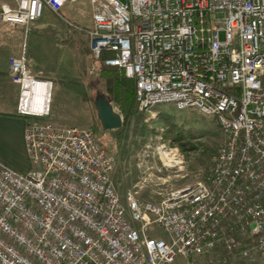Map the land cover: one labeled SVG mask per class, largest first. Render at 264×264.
<instances>
[{"label": "built area", "instance_id": "obj_1", "mask_svg": "<svg viewBox=\"0 0 264 264\" xmlns=\"http://www.w3.org/2000/svg\"><path fill=\"white\" fill-rule=\"evenodd\" d=\"M70 1L12 0L0 23L27 29L47 7L59 13ZM90 3L93 68H122L140 111L171 101L221 121L217 174L209 187L149 200L129 191L124 203L112 178L116 157L94 130L45 120L53 82L30 72L23 51L9 57V73L17 113L30 118L32 168L18 173L0 161V264H171L220 249L227 261L264 255V0Z\"/></svg>", "mask_w": 264, "mask_h": 264}, {"label": "rangeland", "instance_id": "obj_2", "mask_svg": "<svg viewBox=\"0 0 264 264\" xmlns=\"http://www.w3.org/2000/svg\"><path fill=\"white\" fill-rule=\"evenodd\" d=\"M4 3L11 4L12 0H0V13ZM77 10L76 17L65 15V18H69L66 24L70 22L78 29L87 30L91 27L89 19L92 10L86 2H80ZM39 28L38 23L33 22L27 29L19 25L15 31L20 36V46L28 50L25 52L27 61L30 55L33 57V70L37 66L44 68L55 63L52 52L36 51L38 46L33 33ZM83 33L81 42L77 40L73 45L68 40L65 42L74 52L68 55L63 66L65 70L62 68L61 74L52 76L56 80L50 115L45 120L59 125L91 128L97 132L99 142L116 157L115 184L124 203L129 191L140 193L141 200L160 199L170 191L207 181L215 164L217 150L226 138L221 125L213 116L197 109H178L172 103H162L153 108L152 114L140 111L136 103L138 112L128 118L124 130L104 129L98 117L96 98L98 95L107 98V92L99 77V64L94 69L91 53L85 52L90 45L88 33ZM110 103L115 112L123 117L120 105L114 101ZM167 147H177L183 162L169 165L163 154ZM23 168L25 172L31 170V160ZM225 255L220 249L187 260L178 256L171 264H264V255L229 261Z\"/></svg>", "mask_w": 264, "mask_h": 264}, {"label": "crops", "instance_id": "obj_3", "mask_svg": "<svg viewBox=\"0 0 264 264\" xmlns=\"http://www.w3.org/2000/svg\"><path fill=\"white\" fill-rule=\"evenodd\" d=\"M80 2H86L87 7L92 10L90 0H72L65 4L59 13L47 7L42 17L35 21L40 27L38 30L36 29L37 32L33 33L36 36V46H38L36 51L52 52L55 56V63L44 68L37 66L36 70H33V57L29 54L28 67L32 74L38 77L42 76V79L51 80L53 85L56 79H52V76L62 73L68 55L70 52H74V49L69 48L65 42L68 40L71 45L77 40L81 42V37L84 36L83 32H87L93 24L92 15L89 19L91 27L87 30L78 29L70 22L66 24L69 18H65V15L76 17ZM15 31L16 28L10 31L0 27V161L14 171L23 173L25 172L23 166L30 162L24 140L25 128L30 118L17 113L19 87L11 80L9 57L16 54L18 56L23 51L27 52L28 50L20 46L21 39ZM112 178L116 183L114 173Z\"/></svg>", "mask_w": 264, "mask_h": 264}, {"label": "trees", "instance_id": "obj_4", "mask_svg": "<svg viewBox=\"0 0 264 264\" xmlns=\"http://www.w3.org/2000/svg\"><path fill=\"white\" fill-rule=\"evenodd\" d=\"M85 52L91 53L90 48L86 49ZM99 67V77L107 92V98L110 102L114 101L120 105L124 120L122 127L117 130L122 131L128 118L138 112L135 81L127 77L124 70L118 66H107L101 61ZM94 132L97 133L95 130Z\"/></svg>", "mask_w": 264, "mask_h": 264}, {"label": "water", "instance_id": "obj_5", "mask_svg": "<svg viewBox=\"0 0 264 264\" xmlns=\"http://www.w3.org/2000/svg\"><path fill=\"white\" fill-rule=\"evenodd\" d=\"M96 109L102 127L106 130H115L123 125V117L115 112L109 99L104 95H98L96 98Z\"/></svg>", "mask_w": 264, "mask_h": 264}, {"label": "bare ground", "instance_id": "obj_6", "mask_svg": "<svg viewBox=\"0 0 264 264\" xmlns=\"http://www.w3.org/2000/svg\"><path fill=\"white\" fill-rule=\"evenodd\" d=\"M43 88V84H38V89H42ZM162 103H171V101H151V108L152 110H149V112H151L152 114L154 113L153 108L156 107L158 104H162ZM178 109H187V108H183V107H177ZM217 123H219L225 133V141H223L221 144L226 143L227 140V128L224 127V124L221 123V121H217ZM164 154V158L168 161L169 165H175L178 162L182 163L183 160L180 158V155L178 153V148L176 147H167V149H165V151H163ZM166 161V162H167ZM184 164V163H183ZM210 174H217V167H213ZM209 187V179L207 181L204 182H197L193 185H189L183 188H189V187ZM134 193H136L135 191H133Z\"/></svg>", "mask_w": 264, "mask_h": 264}]
</instances>
